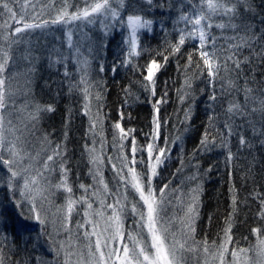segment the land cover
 <instances>
[{"label":"snow or ice","instance_id":"obj_1","mask_svg":"<svg viewBox=\"0 0 264 264\" xmlns=\"http://www.w3.org/2000/svg\"><path fill=\"white\" fill-rule=\"evenodd\" d=\"M241 3L242 0H159V2L140 0L139 8L133 6L132 11H127L126 0H85L82 9L77 8L70 13L67 11L69 7L67 0L60 8H57L52 0H48L47 3H41V0H36L35 3L32 0H0V189L5 193L0 196V264H188V254H191L196 264H264V226L251 230L255 243H249L248 247H240L235 241L230 221L227 222L223 237L218 244L215 241L209 243L206 239L196 241L193 236L195 220L198 216L195 196L189 203L188 219L185 221L186 231H182L180 237L170 230L171 222H165L164 206L169 185L164 184L157 191L153 186V180L159 174L158 168L169 158L170 152V148L159 147L156 144L161 128L157 105L166 102V92L154 102V127L151 133L146 134L148 142L145 145L138 146L135 136L130 135L135 131L134 129L126 130L120 123L114 125L120 133L121 149L125 147L123 141L129 140L128 153L118 157L119 165L112 164L116 180L114 189H109L104 181L101 172L103 161L96 155L95 148L85 145L90 161L95 166L94 171L90 169V172L97 184L102 185L103 188L102 191L94 189L89 193V189L93 186L80 184L79 188L83 190V194L79 199H73V188L67 182L69 169L65 167L67 161L63 159L66 149L61 144L51 145V150L45 151L41 157V153L34 154L29 148V141L25 135V133L34 135L35 126L41 116L54 111L51 105L37 104L34 108L32 105H18L17 97L26 95L30 87L34 67L29 69L23 90L14 85L18 77V73L13 71V66L17 62L14 46L20 44L26 34L36 29L46 30L55 25H68L72 21L87 24L99 21L105 29V35L119 26L122 39L118 47L126 53V59L121 63L131 64L132 58L141 54L142 46L139 41L142 30L150 32L153 28L154 21L146 19L143 15L144 7L147 6L149 10L154 7L167 11L175 10L173 25L175 27L183 24V27L176 28L177 40L172 44L169 54L179 53L186 40L198 41L197 51L203 68L210 78L209 83L214 86L221 67L227 71L229 61L232 62L237 73L240 72L239 57L233 59V56H236L242 47L251 49L257 39H264V32L257 37L254 32H250V26L234 23L239 17ZM250 7L249 5L247 10H250ZM28 8H31V12ZM53 11L55 16L51 15ZM46 14L49 16L48 19L43 18ZM213 28L222 31L231 29L234 32L244 30L243 36L228 38L230 41L228 48L235 51L223 60L217 55V37L212 34ZM125 30L127 35H124ZM68 35V47L72 49L75 46L71 43V33L69 32ZM237 39L241 43L231 42ZM73 55L75 57L80 55L78 47H75V54H69V56ZM258 55L264 59V52ZM69 56L53 49L48 57L49 64L50 66L64 64V75L68 77L70 74L66 70V61ZM23 58L30 64L34 59L30 53ZM167 59L168 57L165 56V63ZM244 60L249 62L248 57ZM77 63L81 61L77 59ZM82 63L87 65L86 60ZM191 65L192 55L189 54L186 67ZM160 67L161 64L156 59H152L146 68L144 79L148 83L142 86L150 90L153 95H155L154 76ZM196 67L200 68L201 65L198 63ZM103 70V65H100V71ZM84 84L86 80L81 77L79 84L70 83L69 90L72 91ZM229 85L234 87L231 81ZM81 90L87 99L89 89L84 87ZM243 92V104L233 100L226 109V115L229 120L239 116L250 124L254 133L264 136V122L257 132L255 124L250 120L257 111L264 116V92L261 93L260 99L252 95L251 88L245 87ZM96 98L99 100L100 96L97 95ZM209 100H217L214 91L209 95ZM250 103L252 107H249ZM84 107V114L88 115V105L85 104ZM29 108L33 110L28 111L26 121H21L23 127L18 126L21 111H27ZM209 119L211 120L212 117ZM225 126L228 135H232L233 126L230 123H226ZM94 127L95 124H90V128ZM44 139L48 142L47 136ZM167 143L165 141L166 145ZM239 143L241 146H250L243 135H239ZM207 144L208 138L205 134L201 145L207 146ZM137 152L147 155L141 156L138 161ZM232 158L233 155L229 150L227 161L230 162ZM138 163L143 165L139 171L136 167ZM57 166L61 178L59 182L52 184L50 177ZM192 179L195 180L196 176L193 175ZM53 187L63 189L68 194L66 204L58 207L56 212H51L44 206L49 200L50 189ZM198 190L199 187L192 189L193 193ZM98 193L99 208L94 209L96 200L93 197ZM132 193L138 197L134 203L129 201ZM108 197L112 202H106ZM258 198L261 206L260 218L264 221V195ZM233 203L235 204V197ZM77 204L83 208V219L76 222V234L73 239L71 217ZM25 205L27 211H24ZM16 209L19 211L15 212V220H13L10 210ZM129 216L134 218V226L131 230H126L124 223ZM33 224L38 225L39 229L35 226L30 227ZM50 224L53 227L52 231H49ZM9 227L12 228L11 235L6 231ZM61 233L64 234V239H57ZM23 237L26 239L22 250L24 255L21 256V249L16 244V240ZM247 239L245 237L246 241ZM42 241L48 246L46 252L52 257L51 260L45 259L40 254L32 255L28 251L27 245L31 243L32 253H36L37 248L42 247Z\"/></svg>","mask_w":264,"mask_h":264},{"label":"trees","instance_id":"obj_2","mask_svg":"<svg viewBox=\"0 0 264 264\" xmlns=\"http://www.w3.org/2000/svg\"><path fill=\"white\" fill-rule=\"evenodd\" d=\"M32 2L35 3L36 0ZM47 2L48 0H41V3ZM52 3L60 8L65 0H52ZM67 5V11L71 13L77 8L82 9L85 0H67ZM249 5L250 10H247ZM133 6L139 8L140 0H126L127 11H132ZM28 11L31 12V8H28ZM51 15L55 16V12ZM143 15L146 19L153 20L154 24L150 32L142 30L139 41L142 46L141 54L133 57L131 64L121 63L126 59V53L118 47L122 39L119 26L110 30L104 41L99 44L101 37L97 31V22L85 23L90 25L88 27L80 23V28H69L74 34L82 35L87 43L93 33L97 37V43H88L80 50L78 57L69 56L66 52L63 30L39 33L36 29L24 36L23 40H38L44 35L52 36L51 50L55 49L69 56L66 61V70L70 74L68 77L64 75V64H56L50 69L46 64L45 68L39 69L40 73L36 79L37 104L51 105L54 111L41 116L35 126L39 138L34 137V143L45 145L49 151L50 146L55 144H61L66 149L63 159L67 161L65 167L69 169L67 182L73 188V199H79V185H89L90 169L85 145L90 146L91 142H95L108 149L114 140L116 147H120V133L114 127L116 123H120L126 130L134 129L130 135L135 136L138 146L145 145L148 142L146 134L151 133L154 127V102L166 92V102L157 105L161 128L156 144L170 148V152L169 158L158 168L159 174L154 178L153 186L157 191L164 184L169 185L168 189L179 185L184 190L187 185L193 189L199 187L196 192L198 216L194 225L195 240L206 239L209 243L215 241L218 244L227 222L230 221L235 241L240 247H248L249 243H255L251 230L264 226V221L260 218L261 206L258 198L264 195V136L254 133L250 124L239 116L229 120L226 109L233 100L243 104L245 87L251 88L252 95L257 99L261 98V93L264 92V59L258 53L264 52V39H257L251 49L242 47L236 56H233V59L239 57L240 72L237 73L229 61L228 70L225 71L221 67L213 86L209 83L210 78L197 51L198 41L186 40L179 53L169 54L172 44L177 40L176 28L183 27V24L175 27L173 25L175 10L167 11L156 7L149 10L145 6ZM43 18L48 19L49 16L46 14ZM234 23L250 26V32L260 37L264 32V0H242L239 17ZM212 34L217 37V55L223 60L235 51L228 48V38L243 36L244 30L234 32L231 29L222 31L213 28ZM231 42L241 43L239 39ZM189 54L192 55V65L186 67ZM165 56L168 57L166 63ZM245 57L249 58V62H245ZM77 59L81 63H77ZM152 59L161 64L154 76L155 95L142 86L148 83L144 77ZM85 60L87 65L82 63ZM198 63L200 68L196 67ZM100 65L104 68L102 72ZM81 77L85 78L86 84L70 91V83L79 84ZM229 81L234 87H230ZM84 87L89 89L87 99L81 90ZM213 91L217 96L216 101L209 100ZM97 95L100 96L99 100ZM89 101H92L94 106ZM85 104L96 111L99 120L95 127L99 132L98 138L93 139L90 136L88 118L84 114ZM252 106L250 103L249 107ZM250 120L258 132L264 122V116L257 111ZM226 123L233 126L232 135H228ZM237 125L239 127H236ZM205 134L208 138L207 146L201 145ZM239 135H243L250 146H241ZM45 136L48 142H45ZM165 141L168 142L167 145ZM123 143L127 152L129 140L125 139ZM229 150L233 155L230 162L227 161ZM104 163L105 180L107 184L112 185L114 174L105 160ZM193 175L196 176L195 180L192 179ZM51 177L55 180L54 184L59 182L61 177L58 166ZM55 194L52 206H64L68 194L63 189H57ZM3 195L5 193L0 189V196ZM16 211L17 209L10 210L13 220ZM77 221H80L78 204L71 217L72 229ZM7 230L12 234L11 227ZM245 237L248 238L247 241ZM25 239L26 237L16 240L21 249V256L24 255L22 250L25 247ZM27 247L29 253L35 255L32 253V244L29 243Z\"/></svg>","mask_w":264,"mask_h":264},{"label":"rangeland","instance_id":"obj_3","mask_svg":"<svg viewBox=\"0 0 264 264\" xmlns=\"http://www.w3.org/2000/svg\"><path fill=\"white\" fill-rule=\"evenodd\" d=\"M85 25V23H82L80 21H72L71 23H69L68 25H55L52 26L46 30H40L37 29L39 33H44V32H59L61 30H63V40L65 42V50H67L66 52L68 54L73 53L75 54V47H78L79 50H82L83 48H85L87 46L88 43H97V37L96 34L93 33L92 38L89 36L90 41L87 43V41L85 40V38L82 35H78V34H74L72 31L69 30V28L72 27H79L81 26V24ZM87 24V23H86ZM85 26H90V25H85ZM76 29V28H75ZM50 30V31H49ZM97 31L99 32L100 35V40L98 42V44L101 41H104V39L107 37V35H105V29L103 28V26L101 25V23L99 21H97ZM69 32L71 33V43L75 46L72 49H69L68 47V42H69ZM127 35V32L126 34ZM27 36V35H25ZM53 40L52 36H48V35H44L41 36L37 39H31V40H27L24 39L20 44L14 46V52H15V56L17 58V62L16 64L13 66V71L18 73V77H17V81L14 82L15 86H19L21 88V90H23V85L25 83V81L28 79V72L30 68L34 67V72L31 76V82H30V87L27 89V94L26 95H20L17 97V102L18 105H32L33 108L35 105H37V98H36V79L40 73L39 69H43L45 68V65L48 64L49 65V69L50 67L52 68L54 65L56 64H52L50 66L49 64V54L52 52L51 50V42ZM100 46V45H99ZM68 50H71L68 51ZM31 54L32 57H34V59L32 60V63L30 64L28 61H26L23 56L27 55V54ZM55 58V57H53ZM89 103H91V105H93L92 101H89ZM94 106V105H93ZM89 112L87 115L88 118V124L90 127V124H95L98 125V118L96 115V111L95 109L91 108V106L89 105ZM33 110L32 108H29L27 111H21L20 113V117L18 119V126L23 127V123L21 121H26L27 119V115H28V111ZM90 128V136L94 139V138H98L99 136V132L97 130V128ZM25 135H27V140L29 141V148L32 150V152L35 154L37 152L41 153V157L43 156V153L45 151H49V148L46 147L45 145L41 146L36 144V142L34 143V137L35 139L39 138V136L37 135V129L35 128V134L34 135H28L27 133H25ZM115 139V138H114ZM89 147H94L95 148V152L96 155H98L101 160L103 161V164L101 165V172L104 178L105 183V163L104 160L106 161V163L108 164L109 169L112 171V173L115 176V173L112 169V164L116 163L117 165H119V159L118 157H122L123 155L127 154L128 151L126 152V150L123 148L121 149L120 147H116V145L114 144V140H112V144L110 146V148L106 149L104 147V145L97 143L95 144L94 142H91V145ZM87 153V158H88V164H89V169L94 171V165L91 163L90 161V156L89 153ZM146 153H141V152H137V160L139 161L141 156H145L146 157ZM111 158V159H109ZM130 158V157H129ZM39 159V158H38ZM137 170L139 171L143 165L142 164H137L136 165ZM51 179V183L54 184L55 180H53L52 177H50ZM184 179V178H183ZM186 181V180H185ZM187 182V181H186ZM113 184L111 186L108 184L109 189H114L116 186V180L114 179ZM89 185H92L93 188L89 189V193H91L94 189H99L102 191L103 186L102 185H98L96 180L93 179V174L89 171ZM191 186L187 185V187H185V190L181 188V185L177 186V187H173V189H168L166 190V203H165V222L170 221V230L172 232L175 233V235L177 237H180L182 231H186V227H185V221H187L188 219V207H189V203L191 202L193 196L196 197V206H197V194L193 193L192 189L190 188ZM129 192H131V189H129ZM50 195H49V200L47 202H45V208L49 209L51 212H56L57 208H54L52 206V203H54L52 200H54V198L56 197L57 193V189L56 188H51L50 189ZM83 194V190L79 188V198L81 197V195ZM135 194L132 193L129 196V201L131 202H135V199H138V197H135ZM94 200H96V203H94L93 208L94 209H98L99 208V199H100V195L98 193V195L96 197H93ZM106 202H112L111 198L108 197ZM79 205V209H80V221H82L83 219V208L81 207L80 204ZM130 204H129V208H130ZM25 211H27V205H25L24 208ZM17 211H19V209H17ZM110 212V210H108ZM50 219H52V217L50 216ZM133 217L129 216L124 223V227L126 230H131L133 228ZM128 222V223H127ZM128 225V229L126 228ZM31 226H35L37 229H39L38 225H30ZM52 225H49V231H52L53 228L51 227ZM7 232L9 233V235L11 234L9 230H7ZM75 234H76V228L72 229V236L73 239H75ZM57 239H64V234L61 233L60 236L57 237ZM42 243V247L37 248L36 254H40L43 255L45 259H49L51 260L52 257L49 256L46 252L47 249V244L44 243L43 241ZM5 251H7V248H5ZM189 256V262L188 264H196L195 259L192 258L191 254H188Z\"/></svg>","mask_w":264,"mask_h":264},{"label":"bare ground","instance_id":"obj_4","mask_svg":"<svg viewBox=\"0 0 264 264\" xmlns=\"http://www.w3.org/2000/svg\"><path fill=\"white\" fill-rule=\"evenodd\" d=\"M128 223V222H127ZM126 228H128V225H127V227Z\"/></svg>","mask_w":264,"mask_h":264}]
</instances>
